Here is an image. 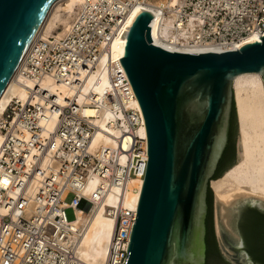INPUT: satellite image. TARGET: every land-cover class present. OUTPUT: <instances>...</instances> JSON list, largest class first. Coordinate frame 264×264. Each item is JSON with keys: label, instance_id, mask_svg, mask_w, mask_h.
<instances>
[{"label": "built area", "instance_id": "obj_1", "mask_svg": "<svg viewBox=\"0 0 264 264\" xmlns=\"http://www.w3.org/2000/svg\"><path fill=\"white\" fill-rule=\"evenodd\" d=\"M137 5L150 7L153 17L160 13L162 42L185 34L177 47L231 51L249 36L264 35V0H83L62 37L36 38L16 78L25 100L11 101L0 114V264H85L77 255L84 228L71 226L76 208L91 213L108 196L114 197L106 205L114 230L104 264L127 263L138 199L126 201L140 192L146 137L129 81L110 54ZM99 70L108 87L96 99L83 87ZM45 80L70 94L51 91ZM88 107L108 112L115 134L88 117ZM99 131L112 144L92 147ZM68 208L74 210L72 221Z\"/></svg>", "mask_w": 264, "mask_h": 264}, {"label": "water", "instance_id": "obj_2", "mask_svg": "<svg viewBox=\"0 0 264 264\" xmlns=\"http://www.w3.org/2000/svg\"><path fill=\"white\" fill-rule=\"evenodd\" d=\"M57 1L0 0V97ZM151 25L152 14L134 8L118 51L147 153L126 264H205L207 195L213 204L232 110L235 143L238 134L233 82L255 73L264 85V35L231 51L184 53L154 43ZM244 203L264 210V201Z\"/></svg>", "mask_w": 264, "mask_h": 264}, {"label": "bare ground", "instance_id": "obj_3", "mask_svg": "<svg viewBox=\"0 0 264 264\" xmlns=\"http://www.w3.org/2000/svg\"><path fill=\"white\" fill-rule=\"evenodd\" d=\"M60 1L62 0L56 3ZM65 1H67L66 5L59 11L62 15L60 13H55L49 22V18L47 17L33 42L39 36L43 38H60L65 34L70 25L68 18L75 13V7L79 6L83 0ZM134 8L152 11L148 6L137 5ZM153 13V25H151L152 36L156 39L154 43L159 47L184 53L218 51L213 47L193 46L185 48L175 46L176 43L179 44L184 42L185 34L182 32L174 34L167 39L169 41L171 40V44L162 42L159 39V26L162 17L157 11ZM165 23L168 25L169 21L167 20ZM60 24L63 25L61 32L57 31ZM121 31L115 35L111 43L110 57L114 61L118 60ZM160 31L162 36L166 39L168 35L166 29H160ZM254 39H256L255 36H249L242 42V45ZM24 58L0 97V114L11 101L25 100L26 90L22 84L16 82L18 70L22 66ZM44 84L49 86V89L53 92L58 93L56 90H60L65 95L70 94V91L64 90L63 87L50 85L51 82L49 80H45ZM107 87V79L99 70L87 78L83 87V93L92 92L96 99H98ZM233 91L239 132V161L217 181L211 182V189L215 199L220 202L222 206L227 204L236 205L240 202L237 201L239 198H242L241 201L243 202L249 199L264 201V86L262 78L255 73L240 75L234 79ZM85 114L93 118V121L99 127L107 130L109 133L115 134V130L107 125L110 122V115L108 112H98L92 107H88L85 110ZM141 133H145L143 129ZM112 142L113 139L111 137L99 131L93 136L92 147L99 144H112ZM136 184L137 182H132V185ZM92 187L93 185H90L88 191H90ZM227 187H231L232 189L226 191L225 189ZM137 199L138 193H132L128 197L126 204L131 201L136 202ZM112 204H114V197L108 196L99 202L91 213L83 214L76 208L77 219L72 222L71 226L74 230L79 227L84 228L82 237L78 242L77 255L85 264H104L105 262L108 243L114 230V219L107 215L106 205L110 206Z\"/></svg>", "mask_w": 264, "mask_h": 264}, {"label": "flooded vegetation", "instance_id": "obj_4", "mask_svg": "<svg viewBox=\"0 0 264 264\" xmlns=\"http://www.w3.org/2000/svg\"><path fill=\"white\" fill-rule=\"evenodd\" d=\"M235 157V136L233 131H229L212 181H217L232 167ZM242 202H239L241 205L237 203L233 210L226 214L227 227L217 229L211 192H208L205 264H264V210L257 205Z\"/></svg>", "mask_w": 264, "mask_h": 264}, {"label": "rangeland", "instance_id": "obj_5", "mask_svg": "<svg viewBox=\"0 0 264 264\" xmlns=\"http://www.w3.org/2000/svg\"><path fill=\"white\" fill-rule=\"evenodd\" d=\"M66 3H67V1H65V0H62V1H60V2H58V3H55L54 4V6L51 8V10H50V12H49V14H48V22H49V20L55 15V13H60L61 14V12H59L60 11V9L61 8H63L65 5H66ZM78 7V6H77ZM77 7H75V9H77ZM58 11V12H57ZM75 13H76V11H75ZM74 13V14H75ZM74 14L73 15H71L69 18H68V22H69V24H70V22H71V20H72V18H73V16H74ZM62 15V14H61ZM63 17H67V16H63ZM62 24H60L59 25V27H58V30L57 31H59V32H61V29H62ZM264 86V85H263ZM236 111V110H235ZM236 118H237V115H236ZM237 125H238V122H237ZM239 132H238V134H237V139H236V157H235V165L237 164V162L239 161ZM234 165V166H235ZM211 185V184H210ZM232 188L231 187H227L225 190L226 191H230ZM211 191H212V189H211ZM212 193H213V191H212ZM71 199H72V195L71 194H68L67 196H66V198H65V202L66 203H69L70 201H71ZM241 199L242 198H239V199H237V201H241ZM217 203H219V204H217ZM234 204H227V205H221V203L220 202H218V201H216V199H215V196H214V194H213V204H212V207H213V216H214V219H215V222H216V228L218 229V228H221L222 227V229H224L225 227H227V225H226V218H228L227 217V215L226 214H228L229 213V211H231V210H233V208H234V206H233ZM65 215H66V218H67V220L68 221H72V220H74V218H75V216H74V210L73 209H71V208H68V209H66V211H65Z\"/></svg>", "mask_w": 264, "mask_h": 264}, {"label": "trees", "instance_id": "obj_6", "mask_svg": "<svg viewBox=\"0 0 264 264\" xmlns=\"http://www.w3.org/2000/svg\"><path fill=\"white\" fill-rule=\"evenodd\" d=\"M229 131L230 132L233 131L234 136L236 135V123H235V113H234V110H232V116H231V122H230Z\"/></svg>", "mask_w": 264, "mask_h": 264}]
</instances>
